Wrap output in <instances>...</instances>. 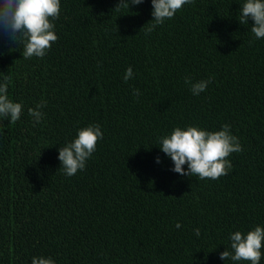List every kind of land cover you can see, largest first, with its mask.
I'll return each instance as SVG.
<instances>
[{"label": "trees", "instance_id": "1", "mask_svg": "<svg viewBox=\"0 0 264 264\" xmlns=\"http://www.w3.org/2000/svg\"><path fill=\"white\" fill-rule=\"evenodd\" d=\"M120 3L62 0L58 40L42 58H25L0 31V78L25 106L17 122L0 120V264L39 255L57 264H225L229 233L264 225V38L251 20L240 23L243 0H192L159 25L151 0ZM209 77L194 96L189 82ZM41 103L34 125L27 109ZM90 123L104 139L68 177L58 148ZM223 124L242 146L227 175L171 171L160 137Z\"/></svg>", "mask_w": 264, "mask_h": 264}, {"label": "clouds", "instance_id": "2", "mask_svg": "<svg viewBox=\"0 0 264 264\" xmlns=\"http://www.w3.org/2000/svg\"><path fill=\"white\" fill-rule=\"evenodd\" d=\"M62 0H0V31L8 35L10 40L23 44L22 55L25 58H42L58 40L54 20L59 18ZM144 0H121V3L140 5ZM192 0H151L152 17L155 24H162L171 19L183 6ZM241 24L251 20V32L256 39L264 38V0H243L238 12ZM134 71L129 66L123 80L134 78ZM188 82V81H186ZM190 83V91L199 96L207 91L212 78ZM8 78H0V120L15 123L24 112L22 101L14 100L9 95ZM134 94L138 95L139 90ZM44 104L27 109L33 124H39L44 118ZM3 135V130H0ZM104 139V131L98 123H90L78 128L75 137L58 148V160L64 175L71 177L78 171L85 170L87 161L97 150L98 141ZM160 150L172 162L171 171L180 175L198 176L200 179H218L227 175L233 168L228 159L231 153L242 151L238 136L231 131L230 124H223L219 130H209L199 125L177 126L167 135L159 138ZM161 163L160 157L156 158ZM185 165L187 167L185 168ZM175 227L181 228L180 222ZM200 237L201 230L194 229ZM226 250L220 252V259L232 264H261L264 259V225L257 224L247 231L236 230L228 235ZM31 264H57L52 256H32Z\"/></svg>", "mask_w": 264, "mask_h": 264}]
</instances>
